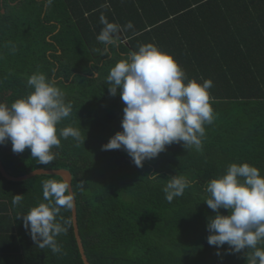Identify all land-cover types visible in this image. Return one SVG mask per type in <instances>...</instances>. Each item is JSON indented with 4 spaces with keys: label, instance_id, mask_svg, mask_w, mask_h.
Segmentation results:
<instances>
[{
    "label": "trees",
    "instance_id": "1",
    "mask_svg": "<svg viewBox=\"0 0 264 264\" xmlns=\"http://www.w3.org/2000/svg\"><path fill=\"white\" fill-rule=\"evenodd\" d=\"M101 15L120 26L117 45L97 40ZM148 43L172 55L189 80L212 81L214 121L204 125L201 151L173 143L139 168L123 149L102 150L123 130L125 107L119 91L109 93L107 76ZM37 71L55 79L72 105L57 135L71 126L85 143L60 137L55 159L42 165L30 149L14 153L8 141L0 145L1 160L14 176L37 168L71 171L91 264H248L247 248L235 253L227 244H208L207 225L216 212L205 201V188L232 163H248L264 175V0H52L50 6L45 0H0V102L10 106L30 94L27 80ZM175 175L192 183L169 203L163 188ZM48 179L63 180L42 174L11 181L0 172V209L13 215L31 263L85 264L72 208L57 216L62 224L71 220L67 233L56 237L59 253L40 248L23 226V215L47 203L42 185ZM15 195H22L18 205Z\"/></svg>",
    "mask_w": 264,
    "mask_h": 264
},
{
    "label": "clouds",
    "instance_id": "2",
    "mask_svg": "<svg viewBox=\"0 0 264 264\" xmlns=\"http://www.w3.org/2000/svg\"><path fill=\"white\" fill-rule=\"evenodd\" d=\"M52 0H45L50 6ZM103 25L97 40L106 45H117L121 28L100 17ZM133 27L129 22L127 29ZM14 53L17 49L12 47ZM107 52V49H105ZM95 75V74H94ZM109 93L119 95L125 104L122 131L112 136L102 150H125L135 166L142 168L146 160L159 156L166 147L183 142L190 150H202L206 136L205 124L214 121L210 102L211 80L203 83L189 80L170 54L162 52L152 43L140 45L138 51L129 53L110 69L107 76ZM33 91L9 106L0 102V145L10 141L14 153L30 149L31 156L42 165L55 159L54 147L61 139L72 137L77 146L85 143L79 129L71 126L59 129L57 125L71 115L72 105L66 102L65 93L55 79L42 72L33 73L27 80ZM158 174L149 178L157 180ZM182 175L171 176L163 188L165 199L171 203L191 186ZM43 198L23 215V226L40 248H50L59 253L62 246L56 237L67 233L71 220L63 224L57 220L60 210L73 207V197L67 180L43 181ZM208 207L216 212L209 218L208 244L218 249L227 244L230 252L248 249V264H264V175L259 168L248 163H232L225 174L212 179L206 186ZM22 195H15L13 205L20 204ZM230 210L229 215L220 209ZM19 217V216H18ZM220 254L219 251L217 253Z\"/></svg>",
    "mask_w": 264,
    "mask_h": 264
},
{
    "label": "crops",
    "instance_id": "3",
    "mask_svg": "<svg viewBox=\"0 0 264 264\" xmlns=\"http://www.w3.org/2000/svg\"><path fill=\"white\" fill-rule=\"evenodd\" d=\"M29 257L30 252L24 248V237L17 231L13 215L0 209V264H34Z\"/></svg>",
    "mask_w": 264,
    "mask_h": 264
},
{
    "label": "water",
    "instance_id": "4",
    "mask_svg": "<svg viewBox=\"0 0 264 264\" xmlns=\"http://www.w3.org/2000/svg\"><path fill=\"white\" fill-rule=\"evenodd\" d=\"M0 172L2 173V175L4 177H6L7 179H9L11 181H23V180L32 178L36 175H42V174L58 175V176H61L63 178V180H67V182L69 184V190H70L72 197H73L72 221H73L75 237H76L77 244H78V247H79V250H80V253H81V256H82L84 263L85 264H91V262L89 261L87 255H86L85 247H84L82 237L80 234V230H79L77 200H76L73 185H72L73 175H72L71 171L68 169H63V168H60V169L37 168V169H35V170L25 174V175L14 176V175L9 174L7 172V170L5 169L3 162L1 160V154H0Z\"/></svg>",
    "mask_w": 264,
    "mask_h": 264
}]
</instances>
